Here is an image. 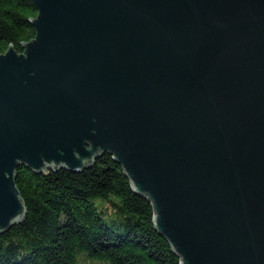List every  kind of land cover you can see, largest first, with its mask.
<instances>
[{"label":"water","instance_id":"95a60500","mask_svg":"<svg viewBox=\"0 0 264 264\" xmlns=\"http://www.w3.org/2000/svg\"><path fill=\"white\" fill-rule=\"evenodd\" d=\"M0 52V231L15 181L108 152L181 264H264V0H33Z\"/></svg>","mask_w":264,"mask_h":264},{"label":"trees","instance_id":"16d2710c","mask_svg":"<svg viewBox=\"0 0 264 264\" xmlns=\"http://www.w3.org/2000/svg\"><path fill=\"white\" fill-rule=\"evenodd\" d=\"M35 14L33 0H0V52L34 36ZM15 181L26 210L0 231V264H181L110 153L79 171L19 163Z\"/></svg>","mask_w":264,"mask_h":264}]
</instances>
